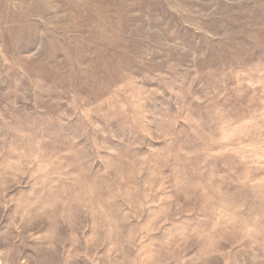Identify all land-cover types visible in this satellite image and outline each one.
<instances>
[{
  "label": "rangeland",
  "instance_id": "374dc122",
  "mask_svg": "<svg viewBox=\"0 0 264 264\" xmlns=\"http://www.w3.org/2000/svg\"><path fill=\"white\" fill-rule=\"evenodd\" d=\"M0 264H264V0H0Z\"/></svg>",
  "mask_w": 264,
  "mask_h": 264
}]
</instances>
